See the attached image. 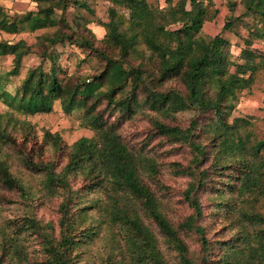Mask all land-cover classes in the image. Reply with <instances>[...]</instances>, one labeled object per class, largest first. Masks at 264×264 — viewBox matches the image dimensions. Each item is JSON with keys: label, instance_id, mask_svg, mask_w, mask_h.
Returning <instances> with one entry per match:
<instances>
[{"label": "trees", "instance_id": "trees-1", "mask_svg": "<svg viewBox=\"0 0 264 264\" xmlns=\"http://www.w3.org/2000/svg\"><path fill=\"white\" fill-rule=\"evenodd\" d=\"M165 1L161 9L110 0L102 39L83 14L70 24V6L94 14L79 0H33L35 12L15 16L0 6V34L48 31L36 46L0 39V57H13L0 76L9 110L0 113V264H88L99 241L111 246L96 250L97 264H264V138L251 131L253 118H233L264 71V53L252 48L264 40V0H241L242 13L224 26L248 29L236 58L222 35L201 34L218 14L213 0ZM59 46L81 49L97 68L69 75ZM31 54L41 64L7 93ZM56 102L95 136L72 145L50 131L39 139L15 116L49 115ZM188 113L184 126L178 116ZM139 119L149 130L133 143L123 128ZM154 141L171 147L166 155H188V165L165 163ZM9 156L35 186L12 172ZM168 169L188 180L184 189L163 181ZM16 195L27 209L7 216ZM45 202L58 204L56 223L37 215ZM179 205L189 214L174 218Z\"/></svg>", "mask_w": 264, "mask_h": 264}, {"label": "rangeland", "instance_id": "rangeland-1", "mask_svg": "<svg viewBox=\"0 0 264 264\" xmlns=\"http://www.w3.org/2000/svg\"><path fill=\"white\" fill-rule=\"evenodd\" d=\"M85 2L91 6L94 14L87 11H77L76 8L70 6L68 9V20L70 24L74 25V18L80 13L85 17L93 20L89 28L94 32L98 39H102L105 35L104 24L108 22V10L111 7L110 0H79ZM179 0H175V3ZM148 2L157 8H165L167 6L165 0H148ZM214 5L209 7L212 14L218 12L215 18L207 21L204 24L202 30V36L206 39L214 38L218 35H222L231 44V52L236 58L245 48V39L248 38V29L243 26L242 23L237 25V28L233 31L223 32L225 24L232 16L238 17L242 13L241 0H213ZM0 6L4 7L6 11L11 15H21L37 10L36 3L33 0H0ZM55 9L59 10L60 3H54ZM234 8V9H233ZM249 19L246 18V21ZM48 31L42 30L35 33L25 31L20 34H0V39L10 42H18L20 40L26 41L31 46H36L38 38ZM253 50L264 53V40L255 41ZM59 51L65 52L63 59L61 60L62 66L65 68L69 75H90L92 71L97 68L98 62L94 60L86 59V55L82 53L81 49L75 46H67L63 48L59 46ZM41 64L40 58L36 54H31L24 59L20 74L11 79L6 84V91L10 94H15L16 89L20 87L24 79L26 78L29 70L35 66ZM49 67V64H46ZM13 68V57H0V76H6ZM9 110L4 103V100L0 99V113H8ZM193 114H181L178 116L180 123L186 125L188 119ZM19 121H27L35 126L39 139H42L45 131L52 133H59L64 141L68 145L74 144L79 139L86 137L92 138L95 133L87 127L80 119V113H74L72 116H66L63 114L60 102H56L54 111L49 115H37L34 117H25L23 115L15 114ZM233 118H253L254 126L251 128L254 136L257 139L264 138V71L259 74L254 85L247 90H244L240 95V102L237 110L233 114ZM149 123L148 120H136L131 123H127L123 128V135L130 139L133 143H136L138 139L143 140V137L147 135ZM157 141L151 142V146L154 147V151H157L165 163L179 161L182 164L188 165V155L172 154L166 155L171 150L169 145H163V147L156 146ZM9 163L12 166V172L19 178H21L26 185L35 186V180L26 171H24L15 157L9 156ZM170 170L163 171L161 177L163 181L171 187L177 190L184 189L188 183L185 178H179L172 175ZM17 203L12 206V209L7 210L5 214L7 216L22 215L23 211L27 208L25 204L20 202L19 197L16 195L14 198ZM179 211L177 213L171 212L172 217L180 218L188 213L186 206L179 205ZM58 204L45 202L37 208V215L45 222H57L58 220ZM111 245L106 244L105 241H99L95 245L91 246V252L89 251L87 262L88 264H97L96 250L105 252ZM93 252V253H92ZM92 256L93 259H89Z\"/></svg>", "mask_w": 264, "mask_h": 264}]
</instances>
